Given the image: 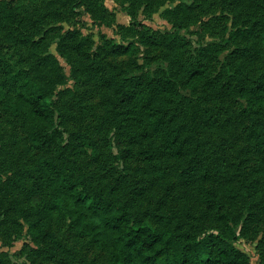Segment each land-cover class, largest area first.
Wrapping results in <instances>:
<instances>
[{
	"label": "rangeland",
	"instance_id": "rangeland-1",
	"mask_svg": "<svg viewBox=\"0 0 264 264\" xmlns=\"http://www.w3.org/2000/svg\"><path fill=\"white\" fill-rule=\"evenodd\" d=\"M8 3V9L0 6L11 12L0 26V51L45 88L53 123L32 127L0 104V264H109V255L70 229L63 214L45 218V239L31 238L35 215L27 193L52 197V173L38 170L41 159L154 228L219 231L248 264H264V152L256 148L264 109L249 110L237 91L239 81L264 72V0ZM147 28L185 40L146 50L140 33ZM105 40L133 41L139 50L108 56ZM208 43L217 49L199 59ZM234 48L239 58L230 55ZM202 59L208 76L188 87L185 70ZM128 75L157 84L156 104L178 135L181 159L167 156L154 139L155 159L148 161L130 143L114 94L115 82ZM34 134L47 142L37 147Z\"/></svg>",
	"mask_w": 264,
	"mask_h": 264
},
{
	"label": "trees",
	"instance_id": "trees-1",
	"mask_svg": "<svg viewBox=\"0 0 264 264\" xmlns=\"http://www.w3.org/2000/svg\"><path fill=\"white\" fill-rule=\"evenodd\" d=\"M0 1V6L8 9V0ZM87 1L79 0L81 4H86ZM10 15L11 12L4 13L0 8V26L2 20L8 19ZM140 37V43L146 50L173 48L180 46L185 40L177 33L159 34L145 29ZM70 39L73 37L67 41ZM105 42L104 53L112 57L130 56L139 50L138 44L133 41ZM60 47L61 42L58 49ZM215 48L217 49L216 43L202 46L199 49V59L206 57L207 52ZM230 55L236 59L242 52L240 48H234ZM46 57L45 55L43 59ZM207 76L208 66L203 59L196 60L185 70L188 87L201 84ZM238 83L240 85L237 91L244 98L247 108L253 112L263 110L264 72ZM165 87H171V82L168 81ZM156 88V83H148L135 75L124 76L114 84V94L126 120L130 143L137 146L138 153L148 161L155 159L152 145L154 139L162 143L167 156L181 159V143L166 113L156 104ZM0 104L32 127L48 128L53 123V109L47 100L45 88L27 69L11 63L1 51ZM256 139V148L264 152V123L258 126ZM32 140L37 147H42L47 142L37 134L32 136ZM124 155L132 157V149L126 150ZM262 160L264 161V155ZM38 170L43 174L52 173L49 177L52 197L44 201L37 190H30L26 195L28 209L35 215L28 226L34 241L43 240L47 235L45 218L63 214L70 229L88 238L96 248L109 255V264H248L246 254L222 232L204 231L196 234L175 232L170 228H154L136 219L125 204L90 195L74 180L56 169L50 160L41 159Z\"/></svg>",
	"mask_w": 264,
	"mask_h": 264
}]
</instances>
